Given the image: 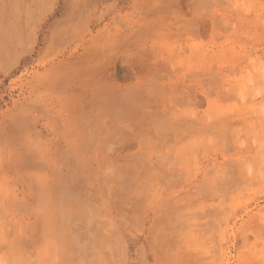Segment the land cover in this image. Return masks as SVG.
I'll use <instances>...</instances> for the list:
<instances>
[{"label":"rangeland","instance_id":"rangeland-1","mask_svg":"<svg viewBox=\"0 0 264 264\" xmlns=\"http://www.w3.org/2000/svg\"><path fill=\"white\" fill-rule=\"evenodd\" d=\"M57 1L0 0V264H264V0H108L110 60Z\"/></svg>","mask_w":264,"mask_h":264},{"label":"crops","instance_id":"crops-1","mask_svg":"<svg viewBox=\"0 0 264 264\" xmlns=\"http://www.w3.org/2000/svg\"><path fill=\"white\" fill-rule=\"evenodd\" d=\"M57 5L58 8L55 10L57 13H54L51 17L47 30L50 35L55 30L72 28L75 34H80V32L86 28H99L100 31L98 35H93L94 33H91L86 40V54L93 57L100 55V57L110 60L112 57L108 46L113 44L112 33L114 28L117 30L123 27L121 21L122 11L118 10L116 7V10L109 14L108 0H100V4L97 0H58ZM92 14H94V16ZM98 36H100V38ZM98 38L99 40H97ZM96 44L105 46L106 49L96 54L92 51V45L95 46Z\"/></svg>","mask_w":264,"mask_h":264}]
</instances>
